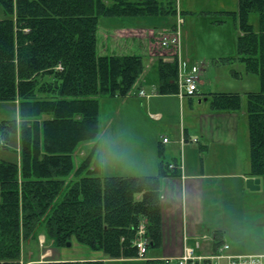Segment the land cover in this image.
<instances>
[{"label": "trees", "instance_id": "1", "mask_svg": "<svg viewBox=\"0 0 264 264\" xmlns=\"http://www.w3.org/2000/svg\"><path fill=\"white\" fill-rule=\"evenodd\" d=\"M0 101H16L19 117L0 122V139L20 138L19 161L0 158V264H20L22 244L45 234L59 247L76 238L111 258L133 257L146 220L150 245L162 227L161 177L104 175L100 100L127 97L145 71L138 53L98 51L103 16L176 14L177 0H0ZM259 15L258 26L250 22ZM238 58L257 72L247 91L250 174L264 175V0H239ZM159 91H179L178 59L158 62ZM215 110H239L238 92H211ZM186 139V138H185ZM93 142L78 159L81 144ZM171 171V172H169ZM219 231L216 234L220 236ZM220 242V241H219ZM27 264H104L101 259L34 260Z\"/></svg>", "mask_w": 264, "mask_h": 264}, {"label": "rangeland", "instance_id": "2", "mask_svg": "<svg viewBox=\"0 0 264 264\" xmlns=\"http://www.w3.org/2000/svg\"><path fill=\"white\" fill-rule=\"evenodd\" d=\"M176 14H142L128 17L103 16L100 18L98 31V51L106 54H127L138 53L144 56L145 70L149 80L153 74H158V62L160 58L166 61L178 59L172 48H165L160 43V32H171L177 24L180 15L184 22L180 26L181 41L180 51L183 58L192 57L198 63H206V68L202 71L201 84L207 86L209 91L238 92L243 96V107L246 108L247 91H257L261 89V81L257 72L248 69L246 61L238 58V37L242 33L239 21V0H177ZM181 10H184L182 15ZM6 17L5 10L0 5V19ZM259 15L252 12L250 22L257 27ZM152 38L150 40L149 38ZM146 43H144L145 41ZM153 58V60H151ZM188 58V57H187ZM194 62V61H193ZM149 71L151 73H149ZM153 72V74H152ZM199 75V76H200ZM140 79H143L144 72ZM208 81L211 83L208 86ZM179 83V81H178ZM202 86V87H204ZM144 87V86H143ZM130 97V107L123 100L118 103L123 115L129 117L131 126L134 125L136 131H129L126 138L130 141L144 139V134L138 131L139 126L144 129V109L138 111L141 100L144 97L139 94L137 86L133 88ZM211 93V92H210ZM111 97H103L107 101L101 110V123L103 131V142L110 141L109 137L119 134L117 131L118 117L111 120L110 103ZM201 108L209 109L211 97L207 93ZM186 102L188 99L186 98ZM108 104V105H107ZM196 106L199 102L196 101ZM183 109L181 103L175 101L170 104L168 116L171 125H164L163 121L148 119L150 131L157 133V138L161 142L163 137L168 139L178 138L180 135L181 118L192 124L196 123V113L199 109L192 111L185 105ZM136 107V108H134ZM204 108V109H205ZM110 116V117H108ZM19 117V107L16 101H0V122ZM108 117V118H107ZM242 129L239 130V143L241 145L242 161L238 164L240 171H246L250 167L249 150L250 145L247 141L248 127L247 119L243 118L240 123ZM115 128V129H114ZM142 130V129H141ZM158 130V131H157ZM143 131V130H142ZM243 132V133H242ZM216 137L220 135L215 132ZM229 134H224L227 137ZM3 138L0 139V158L5 160L19 161L21 157L20 138L18 134H12L10 139L4 144ZM170 159V158H169ZM228 171L232 164L227 165ZM236 169V168H235ZM261 179V187L252 190L247 184L239 186L238 177L230 176L228 180L221 182L224 189L220 192L222 209L220 218L222 222H213L223 229L232 245V252H264V175ZM50 247L52 250L49 252ZM22 257L20 264L34 262L43 254V260H82L93 258L94 255L103 254V251L91 249L86 243L74 238L71 244L55 246L51 241L46 240L45 234H40L33 241H25L22 244ZM48 255V257H47ZM52 255V256H51ZM31 256V257H30ZM156 264H165V261H157ZM167 264V263H166Z\"/></svg>", "mask_w": 264, "mask_h": 264}, {"label": "crops", "instance_id": "3", "mask_svg": "<svg viewBox=\"0 0 264 264\" xmlns=\"http://www.w3.org/2000/svg\"><path fill=\"white\" fill-rule=\"evenodd\" d=\"M181 12L184 15V10ZM149 39L152 40L151 37ZM187 57L185 59L189 60V63L197 62L192 57ZM200 68L202 75L206 63H201ZM146 73L145 70L144 85L143 79H141L137 86L139 90L144 88L147 93V95L142 96L144 101H140L141 104L137 109L140 112H143L144 109V129L142 126L138 127L141 136L144 134V139L140 138L136 142L126 139L129 131H136V128L134 125H130L129 117L123 115L122 110L125 106L121 109L118 103L123 100V105L126 104L127 107H130V100L128 99L130 95L111 97L112 99L109 100L111 102H108L111 109L110 116L112 121L118 117L116 128L119 134L109 137V142H103V131L106 129H102L103 123H101L98 145L101 155V172L104 175H155L161 172L164 163H171L178 167L179 173L177 175L166 174L161 177L162 227L159 244L149 245L144 256L111 258L103 253L90 258L101 259L104 264H156L157 261H165L166 264L167 259L177 260L183 253L185 245L194 246L196 242L201 241L202 247L197 251L209 252L219 241H229L225 231L213 223L222 222L220 218L222 194L220 192L224 189V185L222 186L221 182L225 181L224 179L228 180L230 176L238 177L237 183L242 186V184L246 185L247 178L256 177L250 174L251 160H249L250 167L248 170L240 171L238 169V164L242 161L239 130L242 131L240 127L242 119H247L245 107L242 106L241 109L232 111L215 110L210 102L209 109L201 108L203 98L204 101L208 100L205 95L208 93L211 97L210 92H212L207 86L201 84V75L197 92L192 96H181L179 91L173 93L160 92L159 74L152 72V79L149 80ZM149 73L151 72L149 71ZM208 84V86L211 85L209 81ZM186 98L188 102H186ZM104 101L107 103L102 97L100 100V117L103 105L106 106ZM175 101L181 103L183 109L186 107L185 105L189 106L192 111L201 108L199 113H196V123H188L185 118H181L179 137L164 141L165 136L160 142L157 133L153 134L150 131L151 126H148V119L163 121L165 118L167 120L163 121L164 125H171L168 110L170 104L173 105ZM196 101L199 102V106H196ZM156 113L160 115V118L152 116ZM215 132H219L220 135L216 137ZM225 133L229 135L224 137ZM183 136L186 138L184 142H182ZM194 137L198 140L193 141L192 138ZM247 141L249 142V128ZM4 144L6 145V143ZM92 144L93 142L81 144L76 151V157L80 159L87 155ZM229 164H232L230 168H234L233 171H228L227 165L229 166ZM216 231L220 232V236L216 234ZM231 249L232 245L229 252L233 254L264 253L232 252ZM51 250L50 247L48 255ZM43 257L42 254L37 260Z\"/></svg>", "mask_w": 264, "mask_h": 264}, {"label": "built area", "instance_id": "4", "mask_svg": "<svg viewBox=\"0 0 264 264\" xmlns=\"http://www.w3.org/2000/svg\"><path fill=\"white\" fill-rule=\"evenodd\" d=\"M184 19L179 15L177 24L171 32H160V43L165 48H172L174 54L178 55L179 66V94L181 96H192L198 90V83L200 80V64L189 63L190 61L183 58L180 51L181 33L180 26ZM140 95H146L145 90H139ZM154 118H160L159 114H152ZM197 141L198 138H192ZM168 138L165 137L164 141ZM185 136L182 137L184 142ZM173 166V165H170ZM149 235L147 233L146 220H142L137 228L136 235L132 241L133 246L136 247L139 256H144L149 247ZM231 244L228 240H224L209 252H198L197 249L202 247V242L198 241L194 246L185 245L183 253L177 260L167 259L168 264H264V253L259 254H233L229 252Z\"/></svg>", "mask_w": 264, "mask_h": 264}, {"label": "water", "instance_id": "5", "mask_svg": "<svg viewBox=\"0 0 264 264\" xmlns=\"http://www.w3.org/2000/svg\"><path fill=\"white\" fill-rule=\"evenodd\" d=\"M247 187L252 190H258L261 187V179L259 177H249L246 180ZM68 245L71 244V241L67 242Z\"/></svg>", "mask_w": 264, "mask_h": 264}, {"label": "bare ground", "instance_id": "6", "mask_svg": "<svg viewBox=\"0 0 264 264\" xmlns=\"http://www.w3.org/2000/svg\"><path fill=\"white\" fill-rule=\"evenodd\" d=\"M225 239V238H224ZM224 241V240H223Z\"/></svg>", "mask_w": 264, "mask_h": 264}]
</instances>
